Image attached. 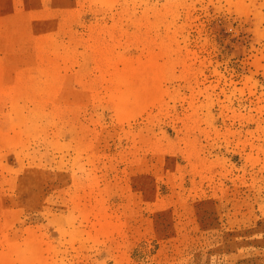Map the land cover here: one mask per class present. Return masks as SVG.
Wrapping results in <instances>:
<instances>
[{
  "label": "rangeland",
  "instance_id": "1",
  "mask_svg": "<svg viewBox=\"0 0 264 264\" xmlns=\"http://www.w3.org/2000/svg\"><path fill=\"white\" fill-rule=\"evenodd\" d=\"M0 264H264V0H0Z\"/></svg>",
  "mask_w": 264,
  "mask_h": 264
}]
</instances>
